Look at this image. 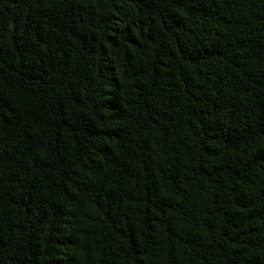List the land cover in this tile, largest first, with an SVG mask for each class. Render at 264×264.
Wrapping results in <instances>:
<instances>
[{
  "label": "trees",
  "instance_id": "16d2710c",
  "mask_svg": "<svg viewBox=\"0 0 264 264\" xmlns=\"http://www.w3.org/2000/svg\"><path fill=\"white\" fill-rule=\"evenodd\" d=\"M0 264H264V0H0Z\"/></svg>",
  "mask_w": 264,
  "mask_h": 264
}]
</instances>
